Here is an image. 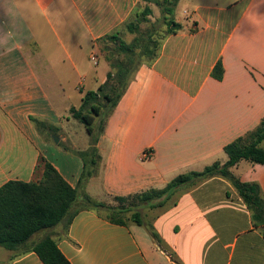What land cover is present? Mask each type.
<instances>
[{"label": "crops", "instance_id": "0c3cea01", "mask_svg": "<svg viewBox=\"0 0 264 264\" xmlns=\"http://www.w3.org/2000/svg\"><path fill=\"white\" fill-rule=\"evenodd\" d=\"M180 4L188 20H175L183 28L166 36L151 64L138 67L83 141L73 136L71 109L112 72L102 55L108 67L100 77L87 73L86 62L96 41L121 33L145 2L0 0V187L39 183L48 162L78 191L70 224L43 231L32 245L51 235L71 264H264V224L254 226L252 211L222 176L179 187L163 205L146 208L141 225H117L84 206L89 197L111 207L112 199L162 190L181 175L225 164V147L264 119V0ZM219 62L222 80L213 76ZM32 118L57 130L51 140ZM92 140L98 168L83 183L77 152ZM232 173L258 184L264 197V165L242 161ZM32 245L0 247V264H44Z\"/></svg>", "mask_w": 264, "mask_h": 264}, {"label": "trees", "instance_id": "16d2710c", "mask_svg": "<svg viewBox=\"0 0 264 264\" xmlns=\"http://www.w3.org/2000/svg\"><path fill=\"white\" fill-rule=\"evenodd\" d=\"M141 1L148 5L142 13L135 14V20L132 19L130 23L125 25L129 33H138L140 25L148 21L153 13V9L149 4L158 6L162 14L168 16V18H164L167 34L163 40L167 35L174 34L183 28L181 24L173 20V14L179 0ZM169 16L172 20H169ZM105 38L115 45L113 52L110 49L106 51L112 53L113 56L123 55L125 58L127 57L130 64L120 59L112 60L108 58L112 72L108 74L107 81L99 87L97 92L88 91L85 93L83 105L79 110L71 109L72 117L85 125L89 135L94 133V122L97 117L102 115L104 104L111 103V109L118 104L138 67L144 63L151 64L158 57L162 44V42L157 44V42L149 41L148 45L144 47V54L147 59L142 58V61L134 66L131 64L136 56V42L128 44L121 40L120 32L107 35ZM223 75V66L219 62L213 71V76L217 80H222ZM101 99L105 103H102ZM32 120L38 130L42 132L56 133L55 131H57L44 122L34 118ZM263 143L264 119L255 130L225 147V153L228 156V161L225 164L215 162L203 172L181 175L164 189L151 190L139 196L148 201L152 199V195L159 198L166 195L164 201L158 204L163 205L168 197L183 185H194L196 181L200 182L214 176H222L232 183L249 210L252 211L254 226L264 224V197L260 186L256 183H243L232 173V168L242 161L264 165ZM95 144V140H92L87 151L77 152L85 164L81 178L83 183L97 172L99 157ZM77 202V189L73 188L58 170L48 162L45 163L44 177L39 183L8 182L0 187V247L8 250L19 249L25 247L38 233L50 230L63 222L70 224L76 214L71 210ZM84 202L87 207L94 209H104L106 207L104 204L92 201L89 197H85ZM106 219L117 225L126 224L125 218L115 217L113 213L107 214ZM131 219L139 225L143 224L142 216L139 213H134ZM31 248L44 264H71L60 251L51 235H47L34 243Z\"/></svg>", "mask_w": 264, "mask_h": 264}, {"label": "rangeland", "instance_id": "374dc122", "mask_svg": "<svg viewBox=\"0 0 264 264\" xmlns=\"http://www.w3.org/2000/svg\"><path fill=\"white\" fill-rule=\"evenodd\" d=\"M188 1L189 0H184V3L188 2ZM147 5L148 4L145 3L144 6H139L137 14L142 13L144 8ZM149 6L153 9V13L148 18L147 22L142 23L140 25V30L138 33H136V34L129 33L125 26L122 28L121 33H120L121 40L125 41L128 44H131L134 42H136V44H137L136 56H135V58H133L132 64H131L134 66H136L138 63H140V61H142V58L147 59V56L144 54V49H145L144 47H146L148 45L149 41L157 42V44H159L160 42H162L163 38L167 34V26L165 25L164 18L165 17L168 18V16L163 15L161 12V9L158 6H156L154 4H150ZM183 10H184V4H180L178 6V8H175V11L173 14V20H175V18H177L183 22H186L188 19L184 18V13H183L184 11ZM134 17H135V14L132 16V19H134ZM169 20H172V18L170 16H169ZM111 34H113V33H111ZM111 34H108V35H111ZM96 44L98 46V49L96 52L92 53L90 58H91V60H93V58H95L94 61H97V64H95L91 60H88V62H86V65H85L87 73L89 75L92 76V75L97 74L100 77V76L105 74L108 66L104 60L99 58L101 55L106 60L108 58H111L112 60L120 59V60L126 62L127 64H130V61L127 57L125 58L123 55H120L119 57L113 56L112 53H109L106 51L107 49H110L113 52L115 50V45L110 43L109 41H107L105 36L98 39L96 41ZM150 46L152 47L151 44H150ZM114 73H115V71H114ZM86 87H87V85H86ZM120 89H121V87H120ZM101 101H102V103H105L103 101V99H101ZM104 105H105V107L103 108L102 116H106V114H108V112L111 109V103H105ZM75 123H76L75 131L77 133H74V135H73L74 138H76V139L81 138L83 141H89L91 137L88 134L85 125L80 121H76ZM51 133L52 132L48 133L47 138H49V139L51 138V135H50ZM197 182L198 181H196V183ZM149 194L152 195L151 193H149ZM165 197H166V195L161 197V198L156 197L155 195H152V199L148 200V201L144 200L139 195L129 197L125 200H119V199L114 200V199H112V203H114L113 206L105 207V209H100V211L102 210L105 215L113 213L115 217L125 218V220L131 219L133 217L134 213H139L143 217V215L145 214L144 211L146 210V208H148V209L153 208L154 203H156V204L161 203L162 201H164ZM84 206H86V203L84 204ZM40 234H42V232L36 234V236H34L30 240L31 242L29 241L26 244V247H30V244L32 245V241H34V239L35 240H36V238L39 239Z\"/></svg>", "mask_w": 264, "mask_h": 264}, {"label": "water", "instance_id": "95a60500", "mask_svg": "<svg viewBox=\"0 0 264 264\" xmlns=\"http://www.w3.org/2000/svg\"><path fill=\"white\" fill-rule=\"evenodd\" d=\"M53 139H54V141H55L56 143H59V141H60V139H59L58 137H56V136H53Z\"/></svg>", "mask_w": 264, "mask_h": 264}, {"label": "built area", "instance_id": "2783aa9c", "mask_svg": "<svg viewBox=\"0 0 264 264\" xmlns=\"http://www.w3.org/2000/svg\"><path fill=\"white\" fill-rule=\"evenodd\" d=\"M95 60V58H93V60H91L92 62H94L95 64H97V61H94Z\"/></svg>", "mask_w": 264, "mask_h": 264}]
</instances>
